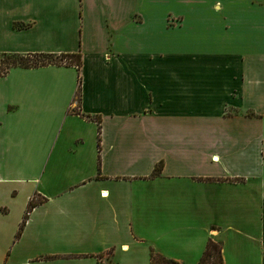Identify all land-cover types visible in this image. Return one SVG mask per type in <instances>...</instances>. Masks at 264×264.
<instances>
[{
    "label": "crops",
    "instance_id": "obj_1",
    "mask_svg": "<svg viewBox=\"0 0 264 264\" xmlns=\"http://www.w3.org/2000/svg\"><path fill=\"white\" fill-rule=\"evenodd\" d=\"M3 53L81 69L0 77V264H264V0H0Z\"/></svg>",
    "mask_w": 264,
    "mask_h": 264
},
{
    "label": "trees",
    "instance_id": "obj_2",
    "mask_svg": "<svg viewBox=\"0 0 264 264\" xmlns=\"http://www.w3.org/2000/svg\"><path fill=\"white\" fill-rule=\"evenodd\" d=\"M0 59L2 62L0 63V77H4L7 75L9 70L11 69H36L46 66H69L74 67L79 72L81 69V55L80 53L76 54H8L3 53L0 54ZM73 101H79V86L74 94ZM74 114L79 115V112L73 111ZM97 124H100V120H96ZM100 131L98 129V140H99ZM160 166L158 165L155 168L154 172H159ZM42 201L40 200H32L29 201L25 214L22 217V220L19 224L18 230L14 237V240H18L22 234L24 229L27 214L31 212L33 208L39 205ZM46 258H51V256H47ZM150 264H179L178 262L168 259L161 254H158L154 251L150 252ZM199 264H222L221 257V247L220 244L209 241L206 245V248L202 254V257L199 260Z\"/></svg>",
    "mask_w": 264,
    "mask_h": 264
},
{
    "label": "rangeland",
    "instance_id": "obj_3",
    "mask_svg": "<svg viewBox=\"0 0 264 264\" xmlns=\"http://www.w3.org/2000/svg\"><path fill=\"white\" fill-rule=\"evenodd\" d=\"M173 10H176V9H173ZM2 62V59H0V63ZM75 107V106H74Z\"/></svg>",
    "mask_w": 264,
    "mask_h": 264
}]
</instances>
